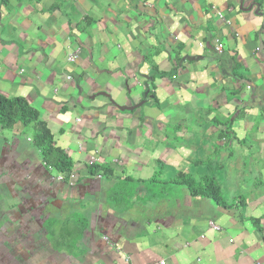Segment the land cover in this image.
Returning a JSON list of instances; mask_svg holds the SVG:
<instances>
[{"label":"crops","instance_id":"0c3cea01","mask_svg":"<svg viewBox=\"0 0 264 264\" xmlns=\"http://www.w3.org/2000/svg\"><path fill=\"white\" fill-rule=\"evenodd\" d=\"M0 96L72 162L0 131V264H264V0H0Z\"/></svg>","mask_w":264,"mask_h":264},{"label":"trees","instance_id":"16d2710c","mask_svg":"<svg viewBox=\"0 0 264 264\" xmlns=\"http://www.w3.org/2000/svg\"><path fill=\"white\" fill-rule=\"evenodd\" d=\"M13 130L16 134H23L26 131H30L31 146L39 153L42 163L50 168L56 175H61L65 177V179L68 177L72 171V162L60 150L54 147L52 136L45 123L39 119L38 114L21 98L9 99L0 96V131L11 132ZM89 173L91 174L93 171ZM179 177L181 181L175 179L173 184L182 185L184 181L191 196L212 198L217 202L221 201L219 188L215 184L210 183V181L207 182V180H205L206 184L203 187H193V182H191L190 178L188 179L182 175H178L177 178ZM123 182V184L117 185V187L110 192V198L113 199L112 205L115 207L120 204H126L125 202L128 201L130 196L127 188L129 187L130 190L132 189V186H130L131 180L125 179ZM208 190H210V193H208ZM221 205L225 207L231 206L224 202ZM73 223H79V229L84 230L86 228V225L80 228L84 221L76 220ZM69 225L70 223L67 222V225H62L61 228L58 226V230L60 229L64 234ZM55 226V219L50 223L48 222L46 225V230H48V233H50L52 237L53 233L50 229L55 228Z\"/></svg>","mask_w":264,"mask_h":264},{"label":"built area","instance_id":"2783aa9c","mask_svg":"<svg viewBox=\"0 0 264 264\" xmlns=\"http://www.w3.org/2000/svg\"><path fill=\"white\" fill-rule=\"evenodd\" d=\"M72 1H73V0H72ZM213 50H214V53H215L216 55H221V54H222V51H223V46H222V44L219 43L218 41H215V44H214V48H213ZM76 55H77V52L69 54V55L66 57V62H67V63H73L74 60L76 59ZM68 79H69V78H68ZM46 168L48 169V171H51L50 168H48V167H46ZM55 179H56V181L62 182V181H63V176H61V175H57ZM207 226H208V228H209L212 232H219V231H220V228H219L217 225H215L213 222H210V221H209V222L207 223ZM103 240H104L105 242L108 241L106 238H103ZM161 264H163V263H161Z\"/></svg>","mask_w":264,"mask_h":264},{"label":"rangeland","instance_id":"374dc122","mask_svg":"<svg viewBox=\"0 0 264 264\" xmlns=\"http://www.w3.org/2000/svg\"><path fill=\"white\" fill-rule=\"evenodd\" d=\"M2 133H4V135H7L9 132L4 131ZM20 139L25 144L26 139H29V140L31 139L30 131L24 132L23 135H21ZM53 174L55 175V173H53Z\"/></svg>","mask_w":264,"mask_h":264}]
</instances>
